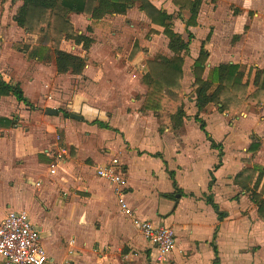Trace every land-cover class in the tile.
I'll use <instances>...</instances> for the list:
<instances>
[{"label":"crops","instance_id":"crops-1","mask_svg":"<svg viewBox=\"0 0 264 264\" xmlns=\"http://www.w3.org/2000/svg\"><path fill=\"white\" fill-rule=\"evenodd\" d=\"M148 1L172 16V30L177 34L175 42L183 51L180 89L185 116L175 126L170 113L137 110L131 130L129 123L133 117L126 113L122 117L124 126L120 127L125 129L121 131L125 133L131 151H124L121 158L125 163L121 164L125 170V197L135 214L155 226H169L174 230L176 245L168 259L158 262L151 244L138 245L135 238L139 233L119 211L111 184L96 176L95 168L114 157L93 165L94 178L85 177L83 172L75 169L80 158L99 159L92 151L94 145L80 146V136L95 130L115 131L112 124L116 120L115 114L125 103L143 108L148 92L142 81L147 70L146 61L158 55L173 56L163 28L151 23L140 10L139 2H134L125 14L105 15L96 21L81 14H69L74 30L92 40L87 51L73 40H62V51L86 58L82 72L74 75L58 73L52 54H27L26 47H32L37 37L28 34L14 21L22 1L0 0V81L17 88L25 100L0 93V172L19 173L18 181L27 195L25 202L17 200L20 209L14 208L12 195L7 202L0 203V222L8 212L26 211L40 231L48 258L46 264H213V240L219 264H264V220L258 209V205L264 203V192H261L264 173L256 171L247 188L243 187L244 179L234 181L245 169L255 166L264 169V106L243 112L240 117L220 112L212 104L198 112L192 89L193 64L203 43L207 52L203 79L210 70L223 65L218 81L223 83L229 64L242 65L245 67L242 82L247 81V95L257 88L258 70L264 69V54L216 53L218 46L213 25L204 28L201 21L204 8L213 11V0H202L197 25L193 27L186 26L189 13L180 11L172 0ZM239 4L245 8L243 11H249L256 1L239 0ZM217 5H224V0H217ZM173 14L182 18L181 26L187 40L181 37ZM253 23L249 22L251 30ZM141 26L163 37L169 54L145 53L136 37L129 41L126 51L121 50L120 47H124ZM246 26L244 22L242 31L232 35L235 40L239 38L238 46L247 43ZM187 32L192 34L191 39ZM254 38L249 40L248 51H257ZM185 44L188 48L184 54ZM143 61L141 84L138 81L135 86L134 66ZM71 77L81 78V81L73 86ZM187 91L193 94L190 100L186 97ZM135 92L141 99H137V94L133 95ZM49 94L56 97H53L56 104L52 103L53 99H48ZM168 104L174 105L173 113L177 102ZM62 105L67 109L60 110ZM106 107L113 108L112 116L106 114ZM47 109L56 110L57 114L47 115ZM196 114L219 147L211 146L194 118ZM237 121L250 127L240 134L235 130ZM254 138L258 148L249 150ZM61 141L63 146H60ZM64 148L69 150V155L57 164L55 174H49L53 155ZM74 151L77 153L75 166L71 160ZM132 162L146 164L143 165L146 180L142 181L149 187L144 191H138L134 186ZM170 174H173L172 178ZM185 175L188 177L180 179L179 176ZM160 177L167 184L164 190L152 187ZM8 183L14 184L11 179ZM72 185L88 186L89 190L85 188V192L79 193L87 198L67 192ZM88 192L93 193L92 197L89 198ZM164 195H174V199ZM209 196L219 211L226 214L221 221L206 201ZM95 217L101 221L99 230L88 227V222ZM60 227H66L69 232L72 230L71 234L64 235L58 230ZM70 240H74L73 246L68 245ZM0 264H3L1 260Z\"/></svg>","mask_w":264,"mask_h":264},{"label":"trees","instance_id":"trees-1","mask_svg":"<svg viewBox=\"0 0 264 264\" xmlns=\"http://www.w3.org/2000/svg\"><path fill=\"white\" fill-rule=\"evenodd\" d=\"M22 6L17 10L14 21L17 26L24 29L28 34L35 35L36 41L32 47H26L27 54L39 56L42 54H52L54 64L58 73H71L78 75L86 65V58L79 57L62 51L60 44L62 40H73L76 44H82L84 50H88L92 40L74 30L73 24L69 20V14H81L94 21L101 19L105 15L125 14L126 10L139 2V8L151 21L152 24L163 28V35L168 40V49L173 54L171 58L164 56H155L146 61V73L142 78L147 86L148 92L144 100L143 109L155 113L163 114V107L167 103L177 102L175 111L170 113L175 126L179 125L182 117L185 116L182 105V92L180 81L182 79L183 54L182 49L175 40L177 34L172 30V16L165 11L157 9L148 0H21ZM173 4L179 7V10H185L189 13L186 26H196L197 16L201 7L202 0H172ZM90 29V28H89ZM189 39L193 36L187 32ZM208 39V37H207ZM204 43L201 45L199 55L194 61L192 74V89L195 96V105L198 112H201L208 105H219L222 112H227L234 116L233 110H240L247 101L253 102L264 100V69L258 70L259 80L256 90L247 95V81H243V72L245 67L237 64H229L226 68L223 83H218L223 72V65L210 70L206 79H203L204 65L207 60V52L204 50ZM188 44H185L187 52ZM250 72H248L249 78ZM0 93L12 94L18 100L25 101L17 88L0 81ZM200 124L201 131L205 134L207 140L213 148L219 147L205 131V125L199 115L194 116ZM60 146H63L62 141ZM256 143H252L249 150H256ZM219 165V164H218ZM262 171L255 166L252 169H245L234 179L245 180L244 188L251 183L255 172ZM171 178L173 174H170ZM176 188V183L173 182ZM261 192H264V183ZM164 197L174 199V195H164ZM215 210L219 221L226 214L220 212L217 205L213 202L211 196L206 198ZM260 217L264 220V203L258 205ZM215 258L213 264H219L218 253L212 242Z\"/></svg>","mask_w":264,"mask_h":264},{"label":"rangeland","instance_id":"rangeland-1","mask_svg":"<svg viewBox=\"0 0 264 264\" xmlns=\"http://www.w3.org/2000/svg\"><path fill=\"white\" fill-rule=\"evenodd\" d=\"M255 1H256V5L251 7L249 11H243L245 8L239 4V0H224V5H221L220 7L217 5V0H213L212 3L214 4V7H213L212 12H210L208 8H204L202 10L201 21L203 23V27L206 28V26L208 25H213L212 29L215 32V37H216L215 41L217 44L216 46H218V49H216V53L218 54L219 53L221 54H264V0H255ZM173 17L174 19H176L177 29L182 33L181 37L187 40V35L184 32V30H182V26H181L182 22L180 19L182 18L178 19L179 17L177 18L175 14H173ZM253 21L254 23L252 26V30H255L254 32L250 29V24L252 23L249 24V22H253ZM244 22L247 25L245 31L246 33H249L248 36L246 37L247 43L246 45L238 46L237 42L239 41V38L235 40L232 38V35L238 31H242L241 28ZM254 36H255L254 40H256L257 42L255 43L257 47L256 48L257 51L256 52L248 51L249 40H252ZM135 37L140 40L141 46L145 48L143 49L144 51H146L145 53L154 54L155 52H157L160 54H169V51L167 50V47H166V40L157 34L150 33L146 29V27H142V26L139 28L138 31L135 32V35L133 37L131 36L128 39V42L125 43L124 47H120V49L126 51L129 41L130 40L132 41L133 38ZM251 43H254V42L251 41ZM182 44L183 43L181 42V45ZM143 63L144 61L141 63H137V65L134 66L135 68L134 71H135L136 76L133 79V83L135 86H137L136 82L138 81L141 84L140 76L142 75V73H140V71L143 70ZM114 79L116 80L117 76ZM78 81H81V78L71 77L70 79V82L73 86H76ZM133 95L134 96L136 95L138 100L141 99L139 98L140 97L139 93L135 92ZM53 97L54 96L52 94L48 95V99L49 100L53 99L52 103L54 104L55 102L53 101H54V98L56 97L54 98ZM186 97L188 100H190V98L193 97V94L191 93V91L186 92ZM114 103H116V101ZM173 106L174 105H171L168 103L165 104V106L163 107V112H162L163 115H167L169 114V112L173 111L174 110ZM263 106H264V100H257V98H254L253 102L247 101L244 107H242L240 110H233L235 114L233 117H240L243 112L256 111L259 107H263ZM213 107L216 110L222 112L219 106L213 105ZM113 108H116V110L118 109L117 106H114ZM113 108L111 107L105 108V112L107 115H109V117L113 115V111H112ZM59 109L64 111L67 109V107L66 105H62V107H60ZM141 109H143L142 106L133 107V105L131 104L126 105L125 103L124 106L122 107V110L121 109L117 110V113L115 114L116 120H115V123H112L115 126V131L105 132L104 130H100V131L95 130V131L89 132L87 136L85 135L80 136V146L83 147L84 145H88V144L94 145L95 148H93L92 151L94 152V154H96V156L99 159H96L97 161H92L91 159L84 160L80 158V161H79L80 164H77L74 161L77 159L76 158L77 153L74 151L75 156L72 154L71 160H72V165L75 166L77 164L75 166V169L79 172H83V174H85V177L87 176V177L94 178L92 167L96 163H104L109 158L114 157V158H117L119 162L124 164L125 162L121 158L123 156L122 154L124 153V151H131V149H129V145L125 141L126 140L125 133H123L125 129L123 127H120V126H124V123H122V120H123L122 117H124L126 113L130 114L133 117V120L129 123V129L132 130L134 127V118H136V112L138 113L137 110L140 111ZM66 114H68V111ZM237 123H238V127L235 128V130H238L240 134H242L244 131H246L250 127V125L245 124V123L240 124L239 121H237ZM210 128L214 130V128H212L211 126ZM121 130H123V132ZM252 142L253 143L257 142L256 138H254ZM80 146H79V149H81ZM147 147L150 148V146H147ZM143 165L146 166L145 163L134 164L132 162V168H135L133 172L134 173V177H133L134 186L137 187L138 191L141 189H143L144 191L149 187V184L147 182L142 181L143 179L146 180L145 179L146 168H145V172H143V167H144ZM74 166H73V169H74ZM261 172L264 173L263 168ZM197 174L198 172H196V176H198ZM18 176H19V173L15 171L0 172V203L3 204L4 202H7L10 199V195H12V198L15 203L14 205L15 209H20L19 207L20 202L17 201L18 199H22L23 202H25V199H27L25 189H23V185H21L20 182L18 181L19 180ZM179 177L181 179V177H188V176L185 175V176H179ZM10 179L12 180V182H14L13 186L9 185L8 183V180ZM186 183H189V181L187 180ZM152 185L153 184H151V186ZM166 186H167L166 181L162 179V177H160L155 182V185L152 187L157 188L159 190H164ZM85 188L89 190L88 186L81 187V186L72 185V187H70V190H68L67 192H69L72 196H75L78 198H87L79 194L81 192H85L84 191ZM88 193H89V198L92 197L93 193L92 192L91 193L88 192ZM91 214H92V211H90V215ZM88 227L90 229L95 228L99 230L101 228V221H99V219L95 217L94 219L88 222ZM65 229L66 227L58 228V230L64 235H70L72 230L69 232L68 230L66 231ZM135 233L138 234L136 231ZM63 239H66L65 236ZM135 239L138 245L140 246L146 244V241L144 240V238L139 234L138 236H136ZM126 248L127 246L125 247V249Z\"/></svg>","mask_w":264,"mask_h":264},{"label":"built area","instance_id":"built-area-1","mask_svg":"<svg viewBox=\"0 0 264 264\" xmlns=\"http://www.w3.org/2000/svg\"><path fill=\"white\" fill-rule=\"evenodd\" d=\"M68 155L67 148L55 153L54 161L49 165V174H55L57 164ZM124 171L117 158H112L107 164L95 168L96 176L111 184L121 214L128 218L134 229L154 247L155 259L158 262H165L176 245L174 230L169 226H155L151 221L141 219L135 214L125 197ZM68 245L73 246L74 240H70ZM0 260L3 264L48 262L46 250L41 243L40 231L31 222L26 211L8 212L0 222Z\"/></svg>","mask_w":264,"mask_h":264},{"label":"water","instance_id":"water-1","mask_svg":"<svg viewBox=\"0 0 264 264\" xmlns=\"http://www.w3.org/2000/svg\"><path fill=\"white\" fill-rule=\"evenodd\" d=\"M46 114L47 115H56L57 114V111L56 110H53V109H47L46 110Z\"/></svg>","mask_w":264,"mask_h":264}]
</instances>
